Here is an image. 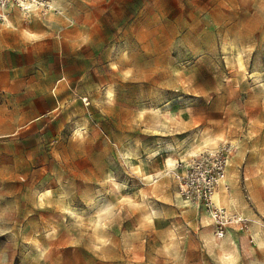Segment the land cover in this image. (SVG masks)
Masks as SVG:
<instances>
[{
  "label": "rangeland",
  "instance_id": "1",
  "mask_svg": "<svg viewBox=\"0 0 264 264\" xmlns=\"http://www.w3.org/2000/svg\"><path fill=\"white\" fill-rule=\"evenodd\" d=\"M47 1L0 23V264H264V0Z\"/></svg>",
  "mask_w": 264,
  "mask_h": 264
},
{
  "label": "bare ground",
  "instance_id": "2",
  "mask_svg": "<svg viewBox=\"0 0 264 264\" xmlns=\"http://www.w3.org/2000/svg\"><path fill=\"white\" fill-rule=\"evenodd\" d=\"M45 5H47V6H49V7H51V9L52 10H54V7L47 1V0H27L26 2H24V3H22V5H21V9L20 8H15V9H17L18 11H20V12H24V13H22V14H20L23 18H25V19H28V17H31V14H34V13H36L41 7H44ZM32 7V9H30ZM29 10V11H28ZM25 12H28V13H25ZM6 22H7V25L9 26V20L7 19L6 20ZM6 22H5V24H6ZM24 33L28 36V37H30V38H33L34 37V35H32V34H29L28 32H25L24 31ZM239 56V55H238ZM242 57V56H241ZM241 57L239 56L238 58H237V67L241 70V71H245V68H244V65H243V63H242V60H241ZM236 64V63H235ZM253 78L254 79H260L261 77L260 76H258L257 74H253ZM262 88H264V85L262 86ZM110 98H111V94L110 93H108L107 94V99H108V101H110ZM164 120H165V122H167L169 119L167 118V117H165L164 118ZM204 136H206L205 134H203ZM203 137V136H202ZM217 140H219V141H223V139L220 137V136H217V138H216ZM198 147V146H197ZM163 150V149H162ZM165 151H164V153H168V155H167V158H168V160H167V162H166V166L168 167V168H171L172 167V165H173V161H174V155H178L177 153L179 152H176V150L175 149H173L172 147H167V148H165L164 149ZM196 150H197V148H196ZM227 167H228V160H227ZM132 171L133 172H135V174H137V175H139L141 178H142V180H143V182L145 183V184H147L148 182H154V183H156V181H153V176H149V175H145V174H143V172H142V170H141V168L140 167H135V168H132ZM220 187H224V185H223V183H221L220 184V186H219V188ZM182 188H184V187H182ZM47 195H49L48 193H46L45 194V196H47ZM43 198H44V196H42ZM41 197V198H42ZM231 198V197H230ZM232 199V198H231ZM231 199H229V196H227V195H224L222 192H219V191H217V190H215L213 193H212V196H211V204H212V206H213V208H214V210H221V211H224V209H222L223 208V206L225 207L226 206V208H227V206H229L230 204V200ZM233 201V200H232ZM154 214H156V212L154 211L153 212ZM148 215H149V217H148V220L150 221L151 220V215H150V213H148ZM214 215V212L212 213V216ZM96 216V215H95ZM71 217H73V218H76V219H80V216L78 215V213H75V212H71ZM89 222H90V224H91V226H92V228H93V231L94 232H96V231H98V230H100V229H102L103 227H102V224H101V221H100V218L99 217H93V218H91L90 220H89ZM213 237H214V235H213ZM256 238L258 239V236H256ZM226 258V256H224V258L222 259L223 261H230L231 259H233V257L232 256H230V257H227V259H225Z\"/></svg>",
  "mask_w": 264,
  "mask_h": 264
},
{
  "label": "built area",
  "instance_id": "3",
  "mask_svg": "<svg viewBox=\"0 0 264 264\" xmlns=\"http://www.w3.org/2000/svg\"><path fill=\"white\" fill-rule=\"evenodd\" d=\"M27 0H0V23L4 24L9 17L10 12L15 8H22V3L26 2ZM219 181H215V184L218 185ZM207 190V189H206ZM214 190L213 188H208V194L204 192L203 197L199 200L202 205H207L211 203V191ZM224 211L221 210H214V220L216 221V229L214 232V237L216 240H221L225 237L226 230H225V217ZM243 221H235L234 224H239Z\"/></svg>",
  "mask_w": 264,
  "mask_h": 264
},
{
  "label": "crops",
  "instance_id": "4",
  "mask_svg": "<svg viewBox=\"0 0 264 264\" xmlns=\"http://www.w3.org/2000/svg\"><path fill=\"white\" fill-rule=\"evenodd\" d=\"M19 16H21V15H19ZM21 17H22V16H21ZM10 25H11V24H10ZM10 25H9V26H10ZM34 35H35V34H34ZM228 165H229V161H228ZM217 191L227 193L225 187H220L219 190H217ZM222 209H224V208H222ZM224 210H225V209H224Z\"/></svg>",
  "mask_w": 264,
  "mask_h": 264
}]
</instances>
